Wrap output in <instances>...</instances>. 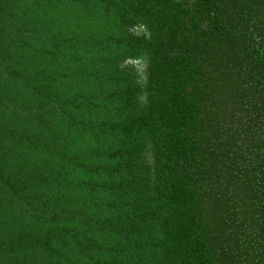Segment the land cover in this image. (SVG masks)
Masks as SVG:
<instances>
[{"label":"trees","instance_id":"1","mask_svg":"<svg viewBox=\"0 0 264 264\" xmlns=\"http://www.w3.org/2000/svg\"><path fill=\"white\" fill-rule=\"evenodd\" d=\"M0 264H264V0H0Z\"/></svg>","mask_w":264,"mask_h":264}]
</instances>
